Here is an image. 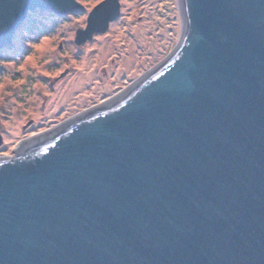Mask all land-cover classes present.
<instances>
[{
    "label": "water",
    "instance_id": "obj_1",
    "mask_svg": "<svg viewBox=\"0 0 264 264\" xmlns=\"http://www.w3.org/2000/svg\"><path fill=\"white\" fill-rule=\"evenodd\" d=\"M76 4L0 0V49ZM178 5L167 57L0 156V264H264V0Z\"/></svg>",
    "mask_w": 264,
    "mask_h": 264
},
{
    "label": "rangeland",
    "instance_id": "obj_2",
    "mask_svg": "<svg viewBox=\"0 0 264 264\" xmlns=\"http://www.w3.org/2000/svg\"><path fill=\"white\" fill-rule=\"evenodd\" d=\"M96 2L81 3L84 12H30L13 42L0 49V156H12L25 139L117 94L178 43V0H120L121 15L109 30L78 45L77 30L86 28Z\"/></svg>",
    "mask_w": 264,
    "mask_h": 264
},
{
    "label": "snow or ice",
    "instance_id": "obj_3",
    "mask_svg": "<svg viewBox=\"0 0 264 264\" xmlns=\"http://www.w3.org/2000/svg\"><path fill=\"white\" fill-rule=\"evenodd\" d=\"M93 0H77V8L80 12H84L85 8L81 7L80 4H91ZM110 0H97L95 6L92 8L90 15L88 16L89 22H95L96 20L100 19L109 8Z\"/></svg>",
    "mask_w": 264,
    "mask_h": 264
},
{
    "label": "bare ground",
    "instance_id": "obj_4",
    "mask_svg": "<svg viewBox=\"0 0 264 264\" xmlns=\"http://www.w3.org/2000/svg\"><path fill=\"white\" fill-rule=\"evenodd\" d=\"M156 1H157V0H156ZM139 27H140V25H137V27H136V31L141 32V30H140ZM120 29H121V28H120V26H119V23H118V24H114V30H115V31H120ZM144 33H145V32H144ZM144 33H143V35H144ZM111 38H112V37H110V39H111ZM86 59H87V61H85V63H88V58H86ZM121 63H122V62H121ZM121 63H119V65H121ZM125 64H126V62L123 63V65H125ZM85 66H87V65L84 64V67H85ZM120 68H127V65L124 66V67H119V69H120ZM119 69L117 70V73H118ZM75 71H77V70H75ZM124 71H125V69H124ZM77 73H78L79 75H84V73L81 72L80 70H78ZM71 91H72V88L68 89V91H66L65 94H66L67 96H72L73 94L71 93ZM67 92H68V93H67ZM52 107H53V110L57 108L56 104H54V106H52ZM8 128H9V127H8ZM9 129H12V130H13V129H14V126H13V127L11 126ZM14 130H15V129H14ZM11 137H12V134H9V138H11Z\"/></svg>",
    "mask_w": 264,
    "mask_h": 264
}]
</instances>
